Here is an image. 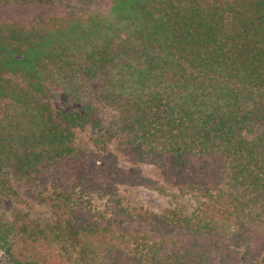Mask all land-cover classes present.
<instances>
[{
	"label": "trees",
	"instance_id": "trees-1",
	"mask_svg": "<svg viewBox=\"0 0 264 264\" xmlns=\"http://www.w3.org/2000/svg\"><path fill=\"white\" fill-rule=\"evenodd\" d=\"M0 113V194L14 169L56 217L0 223L4 264H261L264 0H0ZM114 151L196 206L130 205L165 190Z\"/></svg>",
	"mask_w": 264,
	"mask_h": 264
},
{
	"label": "rangeland",
	"instance_id": "rangeland-1",
	"mask_svg": "<svg viewBox=\"0 0 264 264\" xmlns=\"http://www.w3.org/2000/svg\"><path fill=\"white\" fill-rule=\"evenodd\" d=\"M50 85V95L56 105L59 101L58 89ZM3 113V112H2ZM2 114L0 113V116ZM91 132L89 128L75 129V143L83 152L93 150L90 142ZM114 150V146L112 147ZM117 157L118 167L131 175L133 170H138L142 177L151 180L153 183L162 185L165 192L149 190L143 186H122L118 190V195L128 201L136 208H142L159 215H168L170 212H180L183 215L189 214L196 206V201L191 195H182L177 189L165 181L164 174L157 166L147 163H134L129 156L121 152H113ZM100 163L87 158V161L78 163L77 172L90 176L96 175ZM10 172L9 185L6 195L0 194V223L23 219L24 221L35 220L41 223H52L56 220L52 208L42 201V195L37 188H28L18 185L19 174L14 169ZM132 176V175H131ZM94 207L97 212L105 210L104 203L96 201ZM0 264H4V258L0 256ZM261 264H264V256Z\"/></svg>",
	"mask_w": 264,
	"mask_h": 264
}]
</instances>
